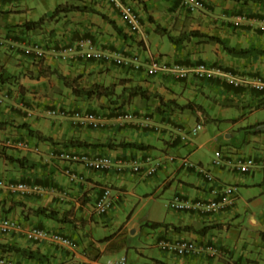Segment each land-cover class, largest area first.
<instances>
[{"label": "crops", "instance_id": "crops-1", "mask_svg": "<svg viewBox=\"0 0 264 264\" xmlns=\"http://www.w3.org/2000/svg\"><path fill=\"white\" fill-rule=\"evenodd\" d=\"M41 1L46 2L0 0V91L4 95L0 102V122H3L0 125V176L41 188V191L26 195L0 189V217H14L26 226L45 223L52 227L51 230L60 228L73 240V247L65 248L51 240H34L23 232L0 234V256L22 264H54L67 258H73L75 264H89L95 259L103 260L105 255L122 253L126 248L122 255L133 264H264V164L259 167L253 158L255 167L242 173L236 166L241 155L219 147L214 151L221 152L220 163H215L216 156L204 163L197 150L212 142L196 144L187 139V128L184 129L193 119L196 123L211 121L215 124L226 120L232 125L226 126L221 133L231 137L233 126L246 117L245 109H240L253 104L261 109L264 93L248 86L233 87L219 76L201 79L190 73L180 79L167 72L149 75L146 70L135 71L117 64L78 58L61 61L55 56L62 45L91 38L98 48L124 56L135 53L132 45L137 44L146 50V56L153 54L160 62L192 66L204 61L240 75L264 77V53L234 57L221 43L209 38L217 37L235 48L264 50V2L208 0L205 12L189 13L180 6L179 0H121L123 3L137 1L140 5L141 27L136 33H130L119 8L109 0H65L61 4L85 5L94 12H62L34 29L22 27L27 21L51 15L42 12L38 18L31 16L36 13L35 4ZM237 15L245 18L241 25L235 26L232 20ZM108 19L114 21L117 29ZM156 25L166 28L174 36L190 30L198 32L182 43H171L173 46L166 54L159 52L157 55L150 49L149 42L151 33H158ZM7 34L18 37L11 42ZM33 42L42 44L46 51L44 58L35 56L31 50ZM8 43L12 44L9 45L12 50L3 54ZM57 74L78 77L77 83L85 87L93 83H116L117 94L123 93L116 102L104 96L83 99L73 95L71 88ZM133 85L146 89L147 95L142 97L122 91ZM119 105L132 112L131 121L119 123L115 120L113 111ZM55 107L84 110L100 107L96 111L104 117L105 125L92 129L73 124L68 118L51 116L48 111ZM144 120L156 125L157 130L143 127ZM263 123L264 120L256 118L248 126L258 129ZM28 128L50 139L27 135ZM4 137L13 138L15 145L3 148L1 140ZM77 140L90 145L71 144ZM121 140L143 143L148 148L94 145ZM19 143L27 147L22 148ZM34 146L39 150L34 151ZM70 148L108 155L114 165L105 171H93L77 163L71 164L83 178L70 182L63 173L68 163L49 154L54 149ZM171 149L176 151L175 155H192L189 159L207 167L214 175V181H208L195 169L181 167L178 162H164L155 175H151L153 177L147 178L132 172L128 166L122 171L116 168L120 162L128 165L135 158H162ZM10 157L22 159L21 163ZM136 177L144 181L146 187L153 188L154 194L162 190L168 199L177 193L190 200L210 199L214 184L233 183L238 187L234 204L223 211L169 210L158 213L149 210L142 216L132 209L116 232L110 233L107 227L111 226L113 212L119 206L125 207L126 187ZM104 186L114 191L112 213L109 210L105 216H96L95 201ZM38 208L56 211L58 219L64 218L57 221L37 213ZM141 218L153 231L145 236L144 245L132 250L124 236L125 230L141 233ZM153 223L160 224L154 226ZM173 226L188 228L178 230ZM173 240L194 241L200 250L191 255H177L159 244ZM11 246L29 249L37 255L28 257L9 248ZM207 246L214 251H209Z\"/></svg>", "mask_w": 264, "mask_h": 264}, {"label": "built area", "instance_id": "built-area-1", "mask_svg": "<svg viewBox=\"0 0 264 264\" xmlns=\"http://www.w3.org/2000/svg\"><path fill=\"white\" fill-rule=\"evenodd\" d=\"M115 4L119 10L120 15L127 26V29L131 33L139 31L141 27L140 15L138 10L130 3H123L121 0H109ZM182 7L189 12L201 10L205 7L206 0H180ZM243 16H237L234 20L235 25L241 23ZM264 21V20H263ZM31 50L38 58L45 57L46 51L42 44L35 42L31 46ZM59 60L67 61L71 58H78L83 60H93L103 63H115L122 64L123 66H130L135 70L144 68L149 75H156L160 72H167L176 76L177 78L184 79L188 77L190 73H193L197 78H212L215 76L223 77L225 81L233 86H248L256 90L264 91V77L259 75H240L231 70H222L215 68L206 62H199L195 65L188 66L181 63H165L160 62L153 56H147L145 60H142L138 53H132L124 56L120 53H115L110 50H104L98 48L91 38L78 39L72 43L62 45L55 55ZM2 93H0V102L3 100ZM50 114L53 116H59L62 118H68L73 124L85 127H91L94 129L102 128L105 125V119L100 113L89 112L80 109H68L65 107H57L50 110ZM113 117L119 123L128 122L132 120V114L123 110H116ZM141 125L145 128H151L157 130V126L151 124L148 120L142 121ZM202 129L201 122L196 123L192 128V133H197ZM11 139H7L5 144L12 145ZM15 145V143H14ZM18 146L22 148L27 147L26 144L19 143ZM38 151V147L33 148ZM49 154L61 161H66L67 166L63 168V173L70 182L79 181L83 177L79 175L72 167L71 164H80L85 169L93 171H105L110 169L114 162L108 155L93 154L80 150H52ZM216 164L220 163L221 152L216 151ZM164 162H178L181 167L193 168L201 173L208 181H214V176L211 171L199 164L190 160L186 156L165 155L162 158L145 157L141 160L132 159L128 165L119 163L116 168L122 171L123 168L129 167L130 170L139 175L151 176L159 169ZM237 168L242 173L250 172L254 166L255 161L249 156H239ZM0 189L8 191H16L21 195L28 193L41 191V188L34 184H29L21 180H11L4 177H0ZM237 186L234 184H214L211 187L210 193L212 197L210 199H188L181 194H174L166 203V206L176 211H197L204 213H212L223 211L230 205H233L236 198ZM113 205V194L109 186H104L102 191L97 196L95 201V211L97 214L107 213ZM26 233L31 239L34 240H51L58 243L61 246L72 248L73 241L66 234L59 231H47L38 226H25L20 220L12 217H0V234L6 235L10 233ZM160 245L165 247L168 251L177 255H191L197 253L200 249L194 241L190 240H173V241H160ZM209 251H214L211 246H207ZM0 264H22L14 263L12 260L0 256ZM55 264H75L73 258H67ZM89 264H133L129 258L125 255L107 258L104 260L95 259L89 262Z\"/></svg>", "mask_w": 264, "mask_h": 264}, {"label": "rangeland", "instance_id": "rangeland-1", "mask_svg": "<svg viewBox=\"0 0 264 264\" xmlns=\"http://www.w3.org/2000/svg\"><path fill=\"white\" fill-rule=\"evenodd\" d=\"M62 1H65V0H46V2L41 1L40 3L35 4V7L37 10H36V13H32L31 16H35L36 18H38L42 12H49L50 14H52L54 9L56 8L55 6H57ZM163 1H165V0H163ZM130 4H132L137 10H139V6H140L139 2H137V1L132 2L131 1ZM27 15H30V13H28ZM7 36H8L7 39L10 38L11 42H12V40H15L16 37H18V36H15V38H14L13 34H10V35L7 34ZM149 42H150V49L153 52H156L155 54H157V55L159 52H163L162 54H166L168 52V50L173 46L172 45L173 43L168 39L167 35L160 34V33H151ZM13 43H14V41H13ZM9 45H12V44L8 43V47H5L3 54H7V52L12 50V49H10ZM0 46H2V45H0ZM132 46H133L132 52H135V53L138 52L140 54V56H143L146 53V50L141 49L137 44H133ZM145 56H146V54L142 58H144ZM61 61H63V60H61ZM206 104H208V103H206ZM251 106L249 107L246 105L245 107L240 109V111H242V109H245L246 117L243 118L241 121H239L237 125L233 126V128L231 129V133H232L231 137H226L224 132L221 133V131L226 126L232 125L231 121L224 120V121L218 122L216 124L214 122H211V121L203 122V129H202L203 131L201 130L195 134L192 133L191 129L189 128V127L195 125L196 121L194 119L191 122H189L187 125H185L184 129L187 128L185 133L187 135L186 137L188 140L191 139L194 142H196V144H198L200 142H206V141L212 142V143H210V142L207 143L205 146H203L197 150V153H199V155H200L199 157L203 160L204 163L208 162L210 159L215 157V151L214 150H215V148L219 147L223 151H225V149H229V150H232L235 153H238L242 156H251L252 158H254L256 160V163L259 167H261L264 164V123L261 126H259L258 129L256 127H252L250 129L248 126V124H250L252 121H255L256 118L264 120V106H262L261 109H257L256 107H254L255 104H253ZM214 108H216L217 111H219V109L216 106ZM95 109L99 111L100 107H95ZM223 110L225 111V109H223ZM48 112H50V111H48ZM239 126H244V128H240ZM200 132L202 134H199ZM26 133H27V135L29 134V132L27 130H26ZM5 138L6 137H4L3 139H5ZM70 149H72V148H70ZM181 150L183 152L187 153L186 151L183 150V148ZM175 152H176L175 150L171 149L168 152V154L169 155L170 154L175 155ZM197 153H196V155H197ZM189 158L192 159L193 158L192 155ZM137 175H139V174H137ZM148 177H153V176H148ZM143 182L144 181L138 180L137 177H136V179H132L128 182L129 185H127V187H126L128 193L126 194L125 207L119 206L117 208V210H115L113 212V220H112L111 226L107 227L108 232H110V233L116 232L118 226L121 225L127 219V215L131 212L132 209H134L135 211L137 210L136 212L139 211L140 215H142V216L145 215L146 212L149 210H155L158 213H160V212L163 213L165 211L167 212L169 210H173V209H170L166 206V203L169 200L167 197L168 195L163 194L162 190H160L159 192L154 194L153 193L154 189L151 187H146L145 183H143ZM237 187H238V185H237ZM112 194H114L113 190H112ZM152 194H154V195L150 197V195H152ZM174 211H176V210H174ZM109 212L112 213L111 210ZM107 213H105V214H97L96 213V216H98V215L99 216H105ZM140 220L142 222L141 227L143 229V231L141 233H139V232L131 233L130 229L125 230L124 236H126V238H128L127 239L128 246L131 247L130 249H132V250L134 248H138V247H141L142 245H144L146 243V241H145L146 237L145 236L149 233H152V231H153V228L146 225L147 223H145V221L142 218ZM245 222L247 223V220ZM35 226L43 228L47 231H51V228H52L51 226L46 225L45 223L42 226H39V224H36ZM57 230L61 231L60 228H57ZM125 249H124V251H122V253H112V254L105 255L103 257V260L107 259V258L119 257L125 253ZM134 257L135 256L133 255L132 258H134Z\"/></svg>", "mask_w": 264, "mask_h": 264}, {"label": "trees", "instance_id": "trees-1", "mask_svg": "<svg viewBox=\"0 0 264 264\" xmlns=\"http://www.w3.org/2000/svg\"><path fill=\"white\" fill-rule=\"evenodd\" d=\"M243 1H253V2H264V0H243ZM70 11H85V12H94L93 9L91 7L88 6H82V5H77V4H72V3H59L56 8L54 9L53 13L48 16V17H40L38 20L36 21H27L25 23H23V25H21L22 27L26 28V29H34L38 26H41V24L44 22V20H47L48 18H52L55 17L56 15L62 13V12H70ZM102 16H105L104 14H102ZM108 21L117 29L114 21L112 19H108ZM155 30L160 33V34H165L167 35L168 39L173 43V44H179L182 43L184 40L194 36L197 34L198 31H187V32H183L177 36H174L170 33V31H168L166 28L160 26V25H156ZM120 32V31H119ZM210 39H213L219 43H221L224 47V49L226 50V52L229 55H232L234 57H247L250 56L252 54H257V53H264V50L262 49H257V48H235L232 46H229L223 42L220 41V39H218L217 37H209ZM120 65V64H117ZM121 66H123L121 64ZM128 68H131L130 66H127ZM132 70H135L133 68H131ZM140 70H143L140 69ZM138 70V71H140ZM58 77L63 81V83L68 86L69 88H71L72 94L83 98V99H90V98H99V97H107L110 100H114V102H116V99L118 97H120V95H122L123 92L120 93V95L117 94L116 92V83H109V84H101V83H93L87 87L85 86H80L77 83V78L78 77H73V78H69L66 77L64 75L61 74H57ZM204 79V78H201ZM206 79V78H205ZM253 89V88H252ZM256 90V89H254ZM122 91H127L130 95H136V96H142L145 97L147 95V90L146 89H142V87L140 85H133V86H128V87H124L122 89ZM259 92L264 93V91H260V90H256ZM121 105L116 106L114 108V110H123L121 109ZM81 110V109H80ZM89 112H96L95 110H87ZM126 112H130L127 110H123ZM114 112V111H113ZM132 113V112H130ZM3 122H0V125ZM28 132L29 134L36 136L37 138H41L42 140H49V137H46L44 135H42L40 132L30 129L28 128ZM72 145H76L79 147H83V146H89L90 143L86 142V141H73L71 142ZM94 145H102V146H107V147H112V148H136V149H145L148 148L147 145L143 144V143H138L135 141H112V142H105V143H100V144H94ZM12 159V157H10ZM12 160H17L18 162L21 163L22 159H12ZM193 169V168H190ZM37 213L43 214L47 217H51V218H55L57 220H63L64 217L59 218L57 217V212L53 211V210H48L46 208H38L36 209ZM160 223H153L152 225L154 226H158ZM174 229H187L188 227H179V226H173ZM11 249H14L24 255H27L28 257H35L37 255V253H34L33 251L29 250V249H25V248H20V247H14L11 246L9 247Z\"/></svg>", "mask_w": 264, "mask_h": 264}, {"label": "clouds", "instance_id": "clouds-1", "mask_svg": "<svg viewBox=\"0 0 264 264\" xmlns=\"http://www.w3.org/2000/svg\"><path fill=\"white\" fill-rule=\"evenodd\" d=\"M179 4H180V0H179ZM207 5H208V0H206V4H205V7L203 8V9H201V10H198V11H194V12H189L187 9H185L184 7V9L187 11V12H189V13H196V12H201V11H204V10H206L207 9ZM180 6H181V4H180ZM182 7V6H181ZM139 12V11H138ZM140 15V14H139ZM237 16H239V15H237ZM236 16V17H237ZM240 16H243V15H240ZM235 17V18H236ZM235 18L232 20V22L234 23V20H235ZM243 18H245L244 16H243ZM243 18H242V20H243ZM242 20H241V23H242ZM263 23H264V21H262ZM140 23H141V20H140ZM241 23L239 24V25H241ZM235 25V24H234ZM264 25V24H263ZM235 26H238V25H235ZM131 33V32H130ZM136 33V32H135ZM35 42H33L32 43V45L34 44ZM41 44V43H40ZM137 53V52H136ZM130 54H132V53H130ZM129 54V55H130ZM139 54V53H138ZM140 55V54H139ZM36 56V55H35ZM147 56H153L154 57V55L152 54V55H147ZM147 56H145L144 58H142V56H141V58H142V60H145L146 58H147ZM37 57V56H36ZM38 58V57H37ZM42 58H44V57H42ZM156 58V57H155ZM39 59H41V58H39ZM157 59V58H156ZM201 62H204V61H201ZM101 63H103V62H101ZM112 63V62H111ZM199 63V62H198ZM207 63V62H206ZM112 64H115V63H112ZM209 64V63H208ZM143 70H145L144 68H143ZM135 71H138V70H135ZM205 79V78H204ZM206 79H208V78H206ZM0 93H1V91H0ZM55 108H57V107H55ZM66 108V107H65ZM53 109V108H52ZM70 110H72V109H70ZM81 110H84V109H81ZM84 111H87V110H84ZM115 111L116 110H114V112H113V115H114V113H115ZM97 113H99L98 111H96ZM132 114V113H131ZM51 115V114H50ZM51 116H53V115H51ZM133 116V115H132ZM57 117H59V116H57ZM103 117V116H102ZM62 118V117H61ZM198 122H201V121H197V123ZM72 123V122H71ZM196 124V123H195ZM201 124H202V128H203V122H201ZM194 126V125H193ZM192 126V127H193ZM104 127V126H103ZM91 128V127H90ZM92 129H94V128H92ZM99 129V128H98ZM200 131V130H199ZM198 131V132H199ZM197 132V133H198ZM7 139H11V141L13 142L12 143V145H10V146H8V145H6L5 144V141L7 140ZM1 145H2V147L4 148V147H13L14 146V139L13 138H11V137H6L5 139H3L2 141H1ZM34 147H38V146H34ZM33 147V148H34ZM39 148V147H38ZM34 150V149H33ZM55 150V149H54ZM65 150H72V149H65ZM74 150H79V149H74ZM35 151V150H34ZM57 151H61V150H57ZM80 151H84V150H80ZM87 152V151H86ZM167 155V154H166ZM171 155V154H170ZM176 156H179V155H176ZM187 157V156H186ZM249 157H251V156H249ZM189 158V157H188ZM191 160V159H190ZM255 167V166H254ZM214 176V175H213ZM0 177H4V176H0ZM4 178H6V179H11V180H18V179H14V178H7V177H4ZM21 181H23V180H21ZM24 182H26V181H24ZM28 183V182H27ZM29 184H31V183H29ZM225 184V183H224ZM226 184H229V183H226ZM111 188V187H110ZM2 190H5V189H2ZM112 190V189H111ZM8 191V190H7ZM26 195V194H25ZM4 217H8V216H4ZM12 218H14V217H12ZM19 220V219H18ZM26 226V225H25ZM31 226H35V225H31ZM51 231H54V230H51ZM58 231V230H57ZM59 232H61V231H59ZM63 233V232H62ZM11 234V233H10ZM65 234V233H64ZM7 235V234H6ZM67 235V234H66ZM68 236V235H67ZM71 239V238H70ZM72 240V239H71ZM73 241V240H72ZM64 247V246H63ZM65 248H68V247H65ZM4 257H6V256H4ZM7 258V257H6ZM14 262V261H13ZM58 263V262H57ZM55 264V263H54Z\"/></svg>", "mask_w": 264, "mask_h": 264}]
</instances>
